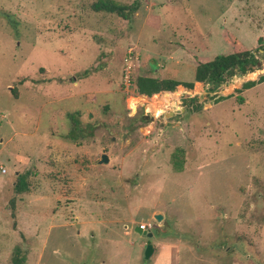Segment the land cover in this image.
Returning <instances> with one entry per match:
<instances>
[{
    "label": "rangeland",
    "instance_id": "1",
    "mask_svg": "<svg viewBox=\"0 0 264 264\" xmlns=\"http://www.w3.org/2000/svg\"><path fill=\"white\" fill-rule=\"evenodd\" d=\"M95 1L0 0V264H264V82L239 91L264 74V0H141L133 21ZM235 41L261 67L138 93Z\"/></svg>",
    "mask_w": 264,
    "mask_h": 264
},
{
    "label": "trees",
    "instance_id": "2",
    "mask_svg": "<svg viewBox=\"0 0 264 264\" xmlns=\"http://www.w3.org/2000/svg\"><path fill=\"white\" fill-rule=\"evenodd\" d=\"M141 7V0H134L132 3L121 2L118 0H96L92 4V8L97 12L114 13L129 21H133L135 14ZM228 39L232 40L231 35L228 34ZM237 46L233 52L223 53L217 55L215 58L208 61L200 62L194 73L193 80H181L173 77H158L153 75H140L135 79V85L138 93L146 96H153L161 92H174L178 87L182 86L187 89H193L196 82H202L209 85L211 90H215L217 87L223 85L237 73L247 74L261 67V59L257 50L243 48L240 43L235 41ZM259 48L264 50V35L258 37ZM264 82V74L257 80H249L243 83L240 92L243 89H250L256 85ZM16 97H19L18 91L13 90ZM227 98V96H221L218 101ZM240 103L244 102V97L238 95ZM187 101V100H186ZM199 109V108H197ZM80 112L70 113L68 117L73 122L72 130L70 131V138L73 140L85 137L82 133L85 131L81 126V120L79 118ZM173 165L176 171H183L185 165L184 149L177 148L173 154ZM29 173H23L19 175L18 181L15 184L16 194L26 192L30 188L28 180ZM11 207L13 215L15 216L16 198L11 200ZM22 250L17 248L13 256V264H24L26 261V255H22Z\"/></svg>",
    "mask_w": 264,
    "mask_h": 264
},
{
    "label": "water",
    "instance_id": "3",
    "mask_svg": "<svg viewBox=\"0 0 264 264\" xmlns=\"http://www.w3.org/2000/svg\"><path fill=\"white\" fill-rule=\"evenodd\" d=\"M101 162H109V156L106 153L103 154ZM162 218L163 216L161 214L157 215L158 220H161ZM138 231H140L139 228H138ZM151 235L152 233H150V236ZM154 250H155L154 245L152 243H149L145 250V258L150 259L153 256Z\"/></svg>",
    "mask_w": 264,
    "mask_h": 264
},
{
    "label": "built area",
    "instance_id": "4",
    "mask_svg": "<svg viewBox=\"0 0 264 264\" xmlns=\"http://www.w3.org/2000/svg\"><path fill=\"white\" fill-rule=\"evenodd\" d=\"M131 52V51H130ZM132 53V52H131ZM142 229H145V225H142Z\"/></svg>",
    "mask_w": 264,
    "mask_h": 264
}]
</instances>
